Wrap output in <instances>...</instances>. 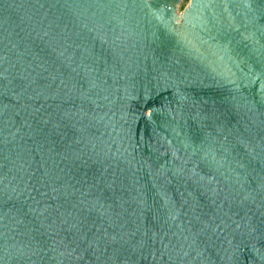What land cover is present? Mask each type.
<instances>
[{
  "label": "water",
  "instance_id": "obj_1",
  "mask_svg": "<svg viewBox=\"0 0 264 264\" xmlns=\"http://www.w3.org/2000/svg\"><path fill=\"white\" fill-rule=\"evenodd\" d=\"M0 0V264H264V0Z\"/></svg>",
  "mask_w": 264,
  "mask_h": 264
},
{
  "label": "rangeland",
  "instance_id": "obj_2",
  "mask_svg": "<svg viewBox=\"0 0 264 264\" xmlns=\"http://www.w3.org/2000/svg\"><path fill=\"white\" fill-rule=\"evenodd\" d=\"M190 0H182V8L181 10H183L188 4H189Z\"/></svg>",
  "mask_w": 264,
  "mask_h": 264
}]
</instances>
